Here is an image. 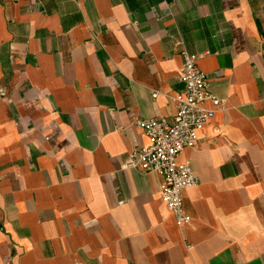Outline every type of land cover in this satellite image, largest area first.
I'll return each mask as SVG.
<instances>
[{
    "label": "crops",
    "instance_id": "obj_1",
    "mask_svg": "<svg viewBox=\"0 0 264 264\" xmlns=\"http://www.w3.org/2000/svg\"><path fill=\"white\" fill-rule=\"evenodd\" d=\"M182 49L221 99L177 156L183 230L125 166ZM0 264H264V0H0Z\"/></svg>",
    "mask_w": 264,
    "mask_h": 264
},
{
    "label": "built area",
    "instance_id": "obj_2",
    "mask_svg": "<svg viewBox=\"0 0 264 264\" xmlns=\"http://www.w3.org/2000/svg\"><path fill=\"white\" fill-rule=\"evenodd\" d=\"M181 56L179 76L185 86L173 95L177 111L172 121L157 117L140 119L138 124L147 135L148 143L133 149L125 166L161 175V198L183 230L191 221L184 204V190L197 185L198 176L190 162H179L177 156L185 147L198 143L197 130L213 118L215 109L206 101L218 104L221 99L211 91L209 75L198 65L200 55L182 49ZM157 94V91L152 93Z\"/></svg>",
    "mask_w": 264,
    "mask_h": 264
}]
</instances>
